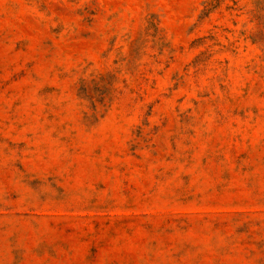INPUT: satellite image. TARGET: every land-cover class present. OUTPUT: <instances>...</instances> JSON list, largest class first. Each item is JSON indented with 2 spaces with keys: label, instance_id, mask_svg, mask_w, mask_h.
Instances as JSON below:
<instances>
[{
  "label": "rangeland",
  "instance_id": "obj_1",
  "mask_svg": "<svg viewBox=\"0 0 264 264\" xmlns=\"http://www.w3.org/2000/svg\"><path fill=\"white\" fill-rule=\"evenodd\" d=\"M0 264H264V0H0Z\"/></svg>",
  "mask_w": 264,
  "mask_h": 264
}]
</instances>
